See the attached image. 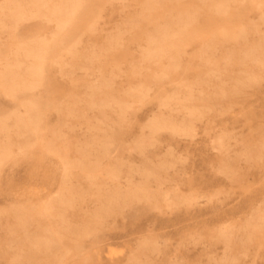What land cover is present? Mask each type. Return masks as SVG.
<instances>
[{"label":"rangeland","instance_id":"374dc122","mask_svg":"<svg viewBox=\"0 0 264 264\" xmlns=\"http://www.w3.org/2000/svg\"><path fill=\"white\" fill-rule=\"evenodd\" d=\"M4 1L0 264H264V0Z\"/></svg>","mask_w":264,"mask_h":264},{"label":"bare ground","instance_id":"6f19581e","mask_svg":"<svg viewBox=\"0 0 264 264\" xmlns=\"http://www.w3.org/2000/svg\"><path fill=\"white\" fill-rule=\"evenodd\" d=\"M199 1V0H198ZM2 5H4V7L6 8V7H9V5H10V0H6V1H4V3L2 2ZM160 28V27H159ZM204 39V38H203ZM200 60V59H199ZM12 78V76H11V74H8V79H11ZM8 84H10L9 82H7ZM13 84H16V81H13L12 80V84L11 85H13ZM19 137V136H18ZM17 137V138H18ZM9 139V138H8ZM10 142V141H9ZM61 161V160H60ZM228 175V174H227ZM61 203H62V205H65V203H67L66 202V199H64V200H61ZM67 210H68V208H67ZM58 214H59V212H58ZM53 216H54V214H53ZM217 231V230H216ZM26 264V263H25Z\"/></svg>","mask_w":264,"mask_h":264}]
</instances>
